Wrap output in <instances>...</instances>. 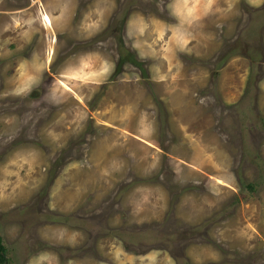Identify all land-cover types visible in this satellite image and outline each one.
I'll return each instance as SVG.
<instances>
[{
    "label": "rangeland",
    "instance_id": "obj_1",
    "mask_svg": "<svg viewBox=\"0 0 264 264\" xmlns=\"http://www.w3.org/2000/svg\"><path fill=\"white\" fill-rule=\"evenodd\" d=\"M171 2L0 0L9 264H264V0H228L198 38ZM141 12L173 27L181 109L132 47Z\"/></svg>",
    "mask_w": 264,
    "mask_h": 264
},
{
    "label": "crops",
    "instance_id": "obj_2",
    "mask_svg": "<svg viewBox=\"0 0 264 264\" xmlns=\"http://www.w3.org/2000/svg\"><path fill=\"white\" fill-rule=\"evenodd\" d=\"M223 1L224 0H173L171 6L175 8V12H180L183 15L187 26H192L193 30H191V32H193V37H202L200 36V33L203 31L207 32V37H212L209 28H207L209 25L207 16H213V14L218 11L217 9H219V7L220 13L223 15L224 13L226 14L229 12L228 0H226V2ZM185 7H188V13ZM140 17H142V39L141 42L137 41V44L132 47L135 48L137 56L141 57L143 60H147V63L145 64L147 73L152 76V79L159 88V92L161 90L162 93L169 96V98L167 97L168 100L175 103L174 106H176L177 109H181L180 107H183V103L185 105L189 102L192 88L189 82H187L185 91L183 86L181 89H175V87L170 84V78L173 76L177 65L173 52L168 48V41L170 39L168 30L169 28L173 30V27L171 24H168L166 20L161 19L160 16L155 20H151L148 15H145L142 12L141 15H130L128 17L130 18V22L127 21V24H130L134 18L139 20ZM188 45L194 46L196 44L191 42ZM205 47L207 48V45ZM204 50L205 49L201 48L200 51L203 52ZM99 70V74L102 75V72L104 71H101V68H99ZM184 115L188 118V115ZM204 135H208V133H204ZM204 141L205 144H210L207 138H204ZM45 223H47V233L44 232L45 236L55 239L59 238L61 235V237L65 238L63 227L69 229L66 224L60 222ZM60 230L62 231L61 234L59 232Z\"/></svg>",
    "mask_w": 264,
    "mask_h": 264
},
{
    "label": "trees",
    "instance_id": "obj_3",
    "mask_svg": "<svg viewBox=\"0 0 264 264\" xmlns=\"http://www.w3.org/2000/svg\"><path fill=\"white\" fill-rule=\"evenodd\" d=\"M259 11H260V9L257 8V9H254L253 13H257ZM253 13L251 12V14H253ZM263 120H264V115L257 114V121L258 122H260V121L262 122ZM257 156L258 155L256 154L255 161L257 163L259 162L258 164L261 165L262 167H264V160L261 159V158H257ZM49 217L58 218V217H60V214L52 213V214H49ZM0 264H9L7 262V259H6V256H5V247L2 244V242H1V237H0Z\"/></svg>",
    "mask_w": 264,
    "mask_h": 264
},
{
    "label": "bare ground",
    "instance_id": "obj_4",
    "mask_svg": "<svg viewBox=\"0 0 264 264\" xmlns=\"http://www.w3.org/2000/svg\"><path fill=\"white\" fill-rule=\"evenodd\" d=\"M40 15H41V21H42L43 23L47 24V23H48V22H47V17H46L43 13H41Z\"/></svg>",
    "mask_w": 264,
    "mask_h": 264
}]
</instances>
